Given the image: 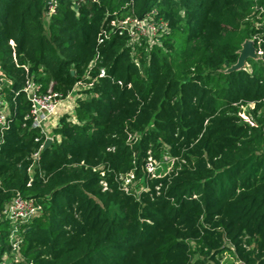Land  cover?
<instances>
[{
    "label": "trees",
    "instance_id": "16d2710c",
    "mask_svg": "<svg viewBox=\"0 0 264 264\" xmlns=\"http://www.w3.org/2000/svg\"><path fill=\"white\" fill-rule=\"evenodd\" d=\"M28 84L79 89L45 151ZM0 92V264H264V0H0Z\"/></svg>",
    "mask_w": 264,
    "mask_h": 264
},
{
    "label": "built area",
    "instance_id": "2783aa9c",
    "mask_svg": "<svg viewBox=\"0 0 264 264\" xmlns=\"http://www.w3.org/2000/svg\"><path fill=\"white\" fill-rule=\"evenodd\" d=\"M155 12H152L144 21H135L128 18L126 23H131L135 28L132 33L137 36H150L151 38L159 36L161 29L166 28L164 22H157L154 17ZM37 88L33 84H28L24 91L30 96H33L31 118L33 120V126L46 132L48 138H52L49 135V124L53 116L59 114L58 110L60 104L63 101L70 98V96L63 100L61 95L54 93L50 90L47 94H38ZM8 106L4 101V95L0 92V130H4L8 126ZM63 116V115H62ZM61 116V117H62ZM56 119L55 128L60 124V119ZM54 127V126H53ZM38 159V155L35 156ZM150 171L153 167H149ZM42 212L40 205L36 204L34 200H27L20 195H17L11 203H9L1 212L0 219L8 221L12 225L10 231V241L13 245L14 251L18 252L19 245L21 243V227L27 226L37 218Z\"/></svg>",
    "mask_w": 264,
    "mask_h": 264
},
{
    "label": "water",
    "instance_id": "95a60500",
    "mask_svg": "<svg viewBox=\"0 0 264 264\" xmlns=\"http://www.w3.org/2000/svg\"><path fill=\"white\" fill-rule=\"evenodd\" d=\"M249 59H254V60L258 59L257 49H256V46L253 40H248L244 43L243 48L240 51L238 62L235 65H233L230 69H228L227 72L230 73V72L238 71V70L245 68L247 61ZM32 97L33 96H30V99H32ZM52 141H53L52 138L47 139L43 147L44 151L48 149Z\"/></svg>",
    "mask_w": 264,
    "mask_h": 264
},
{
    "label": "rangeland",
    "instance_id": "374dc122",
    "mask_svg": "<svg viewBox=\"0 0 264 264\" xmlns=\"http://www.w3.org/2000/svg\"><path fill=\"white\" fill-rule=\"evenodd\" d=\"M78 95H79V89H76L71 95H70V100H71V102H70V105H67V104H60V108L58 109V110H61L62 108H65V109H62V112H65L64 113V115L65 114H73V112H74V108H75V101H76V98L78 97ZM63 102H65V101H63ZM62 102V103H63ZM66 110V111H65ZM59 117V115H56V116H53L52 117V119H51V123L49 124V127L50 128H52L53 126V128H55V123H53V122H55L56 121V119ZM62 117H59V119H61ZM59 119H58V121H59ZM225 264H239V263H237V262H234V260L233 259H231V258H227V259H225Z\"/></svg>",
    "mask_w": 264,
    "mask_h": 264
},
{
    "label": "crops",
    "instance_id": "0c3cea01",
    "mask_svg": "<svg viewBox=\"0 0 264 264\" xmlns=\"http://www.w3.org/2000/svg\"><path fill=\"white\" fill-rule=\"evenodd\" d=\"M70 102H71V100H70V99H67V100H65V102H63L62 104H64V105H65V104L70 105ZM62 109H65V108H62ZM62 109L59 111V114H58L59 117H61V116L64 115V113H65V112H62ZM65 111H66V110H65ZM59 117H58V118H59ZM49 128H50V127H49ZM54 129H55V128H53V127L50 128V132H51L50 134H51V135H52V132L54 131Z\"/></svg>",
    "mask_w": 264,
    "mask_h": 264
}]
</instances>
